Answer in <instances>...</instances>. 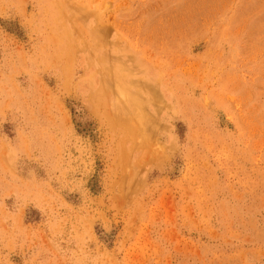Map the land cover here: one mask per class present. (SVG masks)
<instances>
[{"label":"rangeland","instance_id":"1","mask_svg":"<svg viewBox=\"0 0 264 264\" xmlns=\"http://www.w3.org/2000/svg\"><path fill=\"white\" fill-rule=\"evenodd\" d=\"M0 264H264V0H0Z\"/></svg>","mask_w":264,"mask_h":264}]
</instances>
